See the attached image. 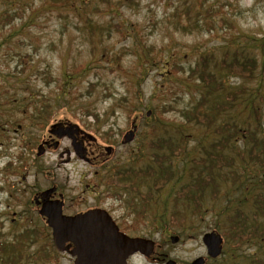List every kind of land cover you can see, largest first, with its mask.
I'll list each match as a JSON object with an SVG mask.
<instances>
[{
  "label": "rangeland",
  "instance_id": "obj_1",
  "mask_svg": "<svg viewBox=\"0 0 264 264\" xmlns=\"http://www.w3.org/2000/svg\"><path fill=\"white\" fill-rule=\"evenodd\" d=\"M54 1L57 0H0V16L7 12L13 17L0 29V42H3L0 46V82L4 81L8 86L11 102L13 98L30 94L33 108L45 103L49 107L46 112L53 119L78 123L88 133L97 135L99 143L117 142L109 165L104 163L101 168L86 169V163L72 158L71 152L68 160L67 154H63L59 161L67 171V189L75 186L78 180L90 183L94 180V192L83 195L94 197L114 214L129 218L132 212L122 202L130 197L135 203L139 202V193L149 188L147 177L138 180L137 191L118 189L116 195L123 194L120 202L111 198L102 174H106L105 169L114 163L129 165L133 161L139 173H146L135 166L147 165L143 155L149 151L148 142L156 139V143L151 142V147L160 144L170 149L173 143L183 146L177 157L170 158L176 166L175 184L187 180L188 170L199 165L195 162L203 155L201 147L209 149L205 130L193 124V119L186 122L182 113L199 99V94L188 92L185 77L201 56L210 59L209 68L217 75V80L223 81L225 90H245L242 103L222 112L217 123L234 122L242 127L245 125L243 120L249 117L251 125L256 124L255 115L246 108L252 99L259 107L258 124L264 131V0H76L75 8L69 12L59 10L52 4ZM209 7L215 10L214 15L208 12ZM220 16L226 20H220ZM206 19L212 20L210 27L203 24ZM225 52L227 56L240 59H243L242 55L253 56L257 64L253 76L243 79L225 75L218 66V60ZM20 58L24 62L23 74L17 66L15 77H12V67ZM253 66L247 64L241 70H250ZM10 79L17 86H11ZM26 85L28 90L24 91ZM236 95L238 97V93ZM15 102L14 105L19 106V100ZM236 110L242 112L240 117L234 114ZM13 114L22 115L19 112ZM94 117H98V121H93ZM134 118L137 125L135 138L127 144L118 143ZM182 121L188 124L181 125ZM24 131L30 133L32 124ZM39 133L37 129L36 135ZM233 143L243 149L246 145L240 132ZM157 151L162 153V149ZM229 154L235 161L233 169L240 174L242 167L238 166V155L232 150ZM137 155L142 160L137 159ZM52 160L57 161L54 154ZM98 168L99 172L94 173L93 170ZM256 168L248 165L246 176L257 178L262 173L264 177V169L256 171ZM81 169L86 173L80 179ZM243 178L240 174V180ZM58 180L64 192L66 186L60 177ZM238 181L227 187V194L219 191L217 200H206L207 206L202 212L189 214L184 227L175 230L163 224V219L172 211L170 196L173 192H162L158 199L154 197L155 202H151L144 214L145 226L170 229L180 236L176 244L168 242L165 245V251L171 256L190 259L203 253L201 234L213 229L224 234L225 239L224 253L218 260L224 264H255L257 256L264 252V245H238L236 238L221 228L222 224L217 228L219 218L224 219V215L216 216V213L227 198L231 204L249 213L252 196ZM166 195L167 210L163 211L161 201ZM252 256L253 260L248 259Z\"/></svg>",
  "mask_w": 264,
  "mask_h": 264
},
{
  "label": "flooded vegetation",
  "instance_id": "obj_2",
  "mask_svg": "<svg viewBox=\"0 0 264 264\" xmlns=\"http://www.w3.org/2000/svg\"><path fill=\"white\" fill-rule=\"evenodd\" d=\"M25 102L19 100L17 103L21 106ZM3 108L0 102V264H77V258L83 260H79V264H115L114 252L99 251L102 243L97 236L87 237L85 243H78L74 233L83 229H61L58 244L55 243L50 219L98 209L107 211L116 229H84L87 235H107V244L113 247L124 241L122 236L152 241V244L145 242L141 249L136 248L127 254L125 264H195L196 258H201L200 264H224L218 260L223 250L224 234L220 235L219 255L209 256L202 242L203 232L201 243L204 252L190 259H180L165 251L166 243H171L170 236L176 234L172 230L146 228L145 213L140 212L137 216L138 213L133 212L128 218L124 214H114L109 207L97 203L94 197L84 196L85 192L96 189L93 179L92 183L78 180L75 186H71L73 189H67V171L61 166L60 158L63 154H67L68 160L71 152L72 158L84 161L86 169L91 170L108 164L117 144L99 143L97 136L88 135L78 123L70 127L68 135L65 129L72 123L70 121L32 114L14 116L4 114ZM29 124H32V131L26 134L24 129ZM37 129L39 135H36ZM59 133L62 135L58 136ZM106 146H110L109 151H106ZM53 154L56 162L52 160ZM99 168L94 169V173H98ZM81 171L80 179L86 173ZM105 171L107 175L102 174V181L109 194L118 179L131 175L128 166L118 163ZM59 177L66 186L64 192L58 182ZM134 177L136 179L137 175ZM122 203L126 204L125 201ZM176 235L177 243L180 236Z\"/></svg>",
  "mask_w": 264,
  "mask_h": 264
},
{
  "label": "trees",
  "instance_id": "obj_3",
  "mask_svg": "<svg viewBox=\"0 0 264 264\" xmlns=\"http://www.w3.org/2000/svg\"><path fill=\"white\" fill-rule=\"evenodd\" d=\"M76 0H57L54 4L59 10L69 12L72 8H75L74 3ZM82 2L83 0H79ZM208 12L212 15L215 14V10L212 7L208 8ZM177 15V14H176ZM13 17L11 14L4 12L0 16V29L3 26L9 24ZM220 20H226L220 16ZM190 24V21L187 22ZM212 20L206 19L204 25L208 27L211 26ZM202 24V25H203ZM264 38V36L262 37ZM3 42H0V46ZM227 52L218 63H214L215 67L218 65L223 69L225 75H236L243 79H250L253 76V72L256 68V61L253 56H244L243 62H239L240 59L237 56H227ZM22 58L14 63L15 67H12V72L10 76L15 77V68L17 67L20 74H23L21 68L24 67V62L21 61ZM199 62L195 64L194 67L188 72L185 77L187 82L186 87L188 92H194L199 94V99L197 102L182 111L184 119L186 122L190 123L193 119V124L199 125L205 130L207 148L201 147L204 152L203 155L196 160L198 166L191 167L187 173V180L179 181L175 184V165L173 159L170 156H178L183 148L182 145L178 146L173 143L170 149L163 147L158 144L151 147V142L149 141L147 149L149 151L143 157L146 159V166L141 169L144 170L142 175L147 177L146 181L149 182V188L146 189L147 192L143 195L144 202L149 206L150 201H154V197L158 199V195L162 192L167 191L173 192L170 196L172 201L171 207L172 211L168 214L169 217L163 219L164 226H175L184 227L187 221V216L191 213L202 212L205 207L206 200L215 201L218 198L219 191H224V194L228 193V186L234 185L235 181L239 179L238 184L243 186V189L249 193L252 198L248 204L249 215L246 214L243 208L230 203V199L223 203L219 208L216 216H223L219 218V225L221 228H225L226 232L229 233L233 238L235 237L236 244L243 245L248 243H258L264 245V177L260 176L257 178L247 177L245 173L246 167L248 165L256 166V171L258 169H264V131L260 130L261 125L258 124L259 114L258 106L249 99V105H247V110L255 115V123L251 125V120L249 117L243 120L244 126L236 125V123H225L218 124L217 117L222 114V112L228 111L234 104L242 103V95L245 94L244 88L235 89L232 91L225 90L223 86V81L217 80V75L209 68L210 59L205 56L198 58ZM254 65L250 70L245 71V65ZM17 71V72H18ZM197 73V76L193 74ZM14 80L10 79L12 84ZM22 82V81H21ZM14 86H17L14 84ZM22 90V89H21ZM28 90L27 85L24 86V91ZM7 93V90L4 89ZM238 93V97L236 95ZM238 100H237V99ZM29 96H21L20 100H28ZM30 102H26L23 106H20V111L25 112L26 108L29 106ZM5 105H8L7 110L10 113L14 105L8 99L4 101ZM245 106V103H244ZM24 107L25 110H21ZM49 107L42 103L35 107L36 115H43L46 113V109ZM242 112L240 110L235 111L236 117H240ZM251 117V116H250ZM242 119V118H241ZM240 119V121H241ZM239 121V122H240ZM182 121L180 124H188ZM241 133V137L244 140L245 147H236L233 143L235 135ZM257 133L261 134L259 136ZM210 134V135H209ZM217 136V137H216ZM171 140L170 138H167ZM180 139H185L181 137ZM177 148V150H176ZM154 149V150H153ZM158 149H162V153H158ZM234 151L239 157L238 166L242 167L243 180H240V174H237L233 169L235 161L233 156L229 154V151ZM138 156V155H137ZM142 160V157L138 156L137 159ZM158 158V160H154ZM139 162V161H138ZM135 161L131 162L128 167L130 168L131 179L125 180L124 185L120 183L121 188H125L126 191H137L138 185L135 182V175H138L134 170L133 164ZM173 163V164H171ZM175 177V178H174ZM231 179V180H230ZM120 180H124L121 178ZM228 181V182H227ZM227 182V183H226ZM176 185V189L173 186ZM139 191V190H138ZM252 191V192H251ZM252 193V194H251ZM167 195L161 201L164 207L163 211L167 210ZM207 206V205H206ZM222 219V220H221ZM231 238V237H230ZM233 253V252H232ZM250 260L254 259V256L248 258ZM255 264H264V252L257 256L255 259Z\"/></svg>",
  "mask_w": 264,
  "mask_h": 264
},
{
  "label": "water",
  "instance_id": "obj_4",
  "mask_svg": "<svg viewBox=\"0 0 264 264\" xmlns=\"http://www.w3.org/2000/svg\"><path fill=\"white\" fill-rule=\"evenodd\" d=\"M70 127H73V125L66 126L65 133H68L70 135V132L68 131ZM63 132V131H62ZM62 133H59L58 136H61ZM133 138V130L130 129L127 131L123 136V141L128 142ZM109 150V147H107V151ZM49 223L52 225L53 228V235L56 244H58L59 238L61 234L59 233L61 229H108V228H115L114 223L108 216L107 212L104 210H89L82 214H77L74 216H68V217H54L49 220ZM75 232L74 236L77 238L78 243L81 244L82 242L85 243V239L92 238L97 236L99 238L100 243H102V246L99 247V251H108V241L106 240V236L104 234H98V235H87V233L83 232ZM70 232V231H69ZM125 238V237H124ZM177 240V236H171V241L175 242ZM203 243L206 246L207 253L214 257L216 256L220 251V237L218 234L214 232H206L204 233L202 237ZM151 243L150 240H144L141 238H126V241L124 243H120L116 246V252H115V264H124V257L127 253L133 251L136 248H142V246L145 244V242ZM113 250V249H112ZM115 251V250H114ZM79 260L83 262L82 258H77V264H79ZM201 258L195 259V264L201 263Z\"/></svg>",
  "mask_w": 264,
  "mask_h": 264
}]
</instances>
